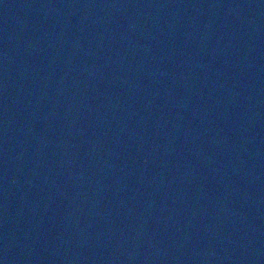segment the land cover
I'll list each match as a JSON object with an SVG mask.
<instances>
[{"label": "water", "instance_id": "water-1", "mask_svg": "<svg viewBox=\"0 0 264 264\" xmlns=\"http://www.w3.org/2000/svg\"><path fill=\"white\" fill-rule=\"evenodd\" d=\"M112 264H264V0H86Z\"/></svg>", "mask_w": 264, "mask_h": 264}]
</instances>
